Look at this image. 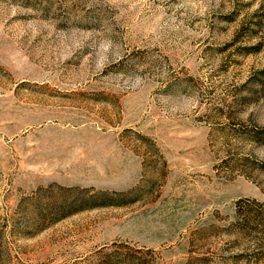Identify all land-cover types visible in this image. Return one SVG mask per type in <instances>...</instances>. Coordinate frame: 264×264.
Listing matches in <instances>:
<instances>
[{"label":"rangeland","instance_id":"rangeland-1","mask_svg":"<svg viewBox=\"0 0 264 264\" xmlns=\"http://www.w3.org/2000/svg\"><path fill=\"white\" fill-rule=\"evenodd\" d=\"M262 127L264 0H0V264H264Z\"/></svg>","mask_w":264,"mask_h":264},{"label":"trees","instance_id":"trees-1","mask_svg":"<svg viewBox=\"0 0 264 264\" xmlns=\"http://www.w3.org/2000/svg\"><path fill=\"white\" fill-rule=\"evenodd\" d=\"M264 134V127L261 128L260 134ZM77 187H66V190L78 191V194L70 198H61L59 200H49L46 205L49 208L50 214H60L66 215L73 211L93 207L96 205L104 204L105 202H120L122 197H125L123 192L121 193H111L108 191H94L90 188L76 189ZM63 189V188H62ZM115 196V197H112ZM62 215V216H63ZM61 216V215H60Z\"/></svg>","mask_w":264,"mask_h":264}]
</instances>
